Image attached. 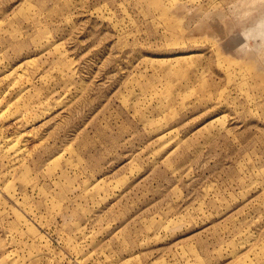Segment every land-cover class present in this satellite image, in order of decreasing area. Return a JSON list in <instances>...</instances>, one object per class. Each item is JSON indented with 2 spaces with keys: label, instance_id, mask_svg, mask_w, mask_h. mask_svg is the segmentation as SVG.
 <instances>
[{
  "label": "rangeland",
  "instance_id": "374dc122",
  "mask_svg": "<svg viewBox=\"0 0 264 264\" xmlns=\"http://www.w3.org/2000/svg\"><path fill=\"white\" fill-rule=\"evenodd\" d=\"M244 2L0 0V264H264Z\"/></svg>",
  "mask_w": 264,
  "mask_h": 264
},
{
  "label": "clouds",
  "instance_id": "9594fccd",
  "mask_svg": "<svg viewBox=\"0 0 264 264\" xmlns=\"http://www.w3.org/2000/svg\"><path fill=\"white\" fill-rule=\"evenodd\" d=\"M264 6V0H245L243 8L233 7L230 13L240 22H246ZM243 43L237 48V54L250 62L264 61V15L241 32Z\"/></svg>",
  "mask_w": 264,
  "mask_h": 264
}]
</instances>
